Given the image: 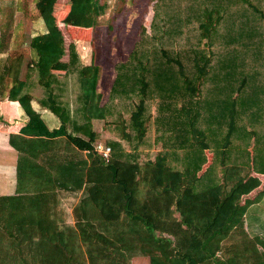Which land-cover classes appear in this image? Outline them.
I'll return each instance as SVG.
<instances>
[{
  "label": "trees",
  "instance_id": "trees-1",
  "mask_svg": "<svg viewBox=\"0 0 264 264\" xmlns=\"http://www.w3.org/2000/svg\"><path fill=\"white\" fill-rule=\"evenodd\" d=\"M32 2L40 30L25 80L21 56L0 75V99L37 109L8 136L15 186L0 195V264H264V0H156L106 100L98 63L82 66L72 44L53 71L56 24L93 32L106 4ZM64 195L77 196L73 225Z\"/></svg>",
  "mask_w": 264,
  "mask_h": 264
},
{
  "label": "rangeland",
  "instance_id": "rangeland-1",
  "mask_svg": "<svg viewBox=\"0 0 264 264\" xmlns=\"http://www.w3.org/2000/svg\"><path fill=\"white\" fill-rule=\"evenodd\" d=\"M57 1L64 2L66 0ZM23 2H25V0H23L22 3ZM100 2L105 3L107 9L105 14L99 18L97 27L94 29L95 31H84L71 26H61L60 29L63 37L67 36V34L71 35V41L69 38L66 39V49L68 50L70 44L75 47L80 64H83L88 59L90 61V55L94 53L97 56V63L105 65L103 66L105 68L103 75L105 74L106 76L100 82L99 89L105 96L104 100H106L115 80V73L113 71L114 65L127 59L140 35L141 29H145L148 34L150 33L153 4L156 0H100ZM16 4H18V1H4V5H6L4 8L8 10V14L6 12L5 15L9 18V22H11L7 29L12 38L10 37L7 41H3L4 47L1 52L6 53V55L0 57V69L5 66L7 62H5V60H7V58L10 59L15 56H21L22 63L20 68L23 70L24 78H22V80H25V73H27L29 62L32 58L28 42L30 35L36 32L37 28L39 29V22H37V13L33 10L32 0H28L22 6L19 5L21 7L20 9L17 8ZM24 10H26V12ZM179 15L182 18V15ZM22 18H27L26 26L18 25V21ZM83 45H87L90 48L91 52L89 55L85 52V48H82L84 47ZM263 48L264 44L261 46V49ZM30 76V84H32L35 78L33 74ZM104 129V126H102L100 132H103ZM104 135H107V132ZM198 137L199 135H194V139L198 143H201L202 138L200 137L198 139ZM152 138L154 139L153 134ZM99 144L103 143L100 142ZM159 154L160 150L158 148H153L148 157L159 156ZM207 157L208 163L201 169L199 175L204 173L206 167L211 162V155ZM144 159H147V157L143 158V160ZM63 197L64 206L68 213L67 223L72 225L71 222H73V217L69 209L77 202V196L68 197L64 195ZM243 200L244 199H242V201ZM139 261H137V264L140 263Z\"/></svg>",
  "mask_w": 264,
  "mask_h": 264
},
{
  "label": "crops",
  "instance_id": "crops-1",
  "mask_svg": "<svg viewBox=\"0 0 264 264\" xmlns=\"http://www.w3.org/2000/svg\"><path fill=\"white\" fill-rule=\"evenodd\" d=\"M4 1H8V0H0V9L4 8ZM58 2V1H57ZM68 0L64 1V2H58L59 5L61 6H65L67 5ZM56 16V13H55ZM63 17V15H62ZM65 19V18H64ZM61 20L60 22H58L57 28L61 33L62 39H63V48H64V52L62 57L60 58L58 64L59 66H55L54 68V72H56L58 75H62L64 70L66 69V65L68 62V50L66 49V39L69 38V40L71 39V35H68L63 37L62 32L60 27L61 26H66L65 21ZM27 18H22L21 20L18 21V25L21 26H26V21ZM8 24L10 25L11 22H9V18L5 17V16H1L0 15V38H2L5 41H7L11 36L8 33V29L6 26H8ZM77 28V27H75ZM7 31V32H5ZM12 38V37H11ZM71 41V40H70ZM85 48V52L87 53V55H89L90 48L87 45H83ZM48 46H41L38 49L40 51L42 50H46ZM30 54V52H29ZM6 55V53L1 52L0 53V57H4ZM95 59V62H97V56L94 53H91L90 55V61L89 59L87 61L89 62H84L83 64H81L82 66H89L93 63V60ZM25 64V63H24ZM57 64V65H58ZM99 67H100V73H99V81H98V85L100 86V82L102 81V79L106 76L105 74L103 75L104 72V67L105 65H102L100 63H98ZM23 70H21L20 68V74H19V78L22 80V78H24L23 76ZM2 72V73H1ZM3 74V67H1L0 69V75ZM26 75V73H25ZM2 76H0L1 79ZM26 94H29L32 99L35 98V96H39V91L37 88H33L31 91L27 90ZM37 109L34 107V102L31 101L28 98H24L21 99L19 101H10L9 99H7L6 96L2 97L0 99V195H9L10 193L13 192L14 186H15V162H16V156L14 154V152L10 149L9 145H8V136L11 134H18L20 129L25 126L26 124V115H28L29 111H36ZM47 119L51 120L50 117H48ZM52 120H54V118H52ZM49 123L53 124V121H48ZM264 186V176H262V187ZM248 197L251 196H245L243 197V199H246ZM70 213H71V209H69ZM72 215V214H71ZM73 225V222H71ZM140 260V261H139ZM139 261V264H149V260L148 258H134L132 259V264H137Z\"/></svg>",
  "mask_w": 264,
  "mask_h": 264
},
{
  "label": "built area",
  "instance_id": "built-area-1",
  "mask_svg": "<svg viewBox=\"0 0 264 264\" xmlns=\"http://www.w3.org/2000/svg\"><path fill=\"white\" fill-rule=\"evenodd\" d=\"M96 151L98 152V154L101 156L102 159L108 161L110 148L104 147L102 144H98L96 146Z\"/></svg>",
  "mask_w": 264,
  "mask_h": 264
}]
</instances>
